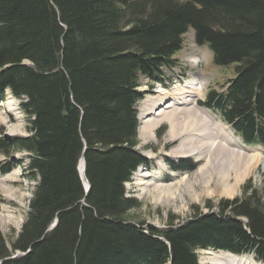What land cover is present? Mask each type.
Wrapping results in <instances>:
<instances>
[{"label": "trees", "instance_id": "1", "mask_svg": "<svg viewBox=\"0 0 264 264\" xmlns=\"http://www.w3.org/2000/svg\"><path fill=\"white\" fill-rule=\"evenodd\" d=\"M189 29L215 66H234L201 106L264 150V0H0V101L19 99L29 127L0 152L26 153L37 179L19 233L0 236V264H198L207 249L264 262L251 188L159 231L126 219L137 202L125 183L151 167L136 150L140 82H164Z\"/></svg>", "mask_w": 264, "mask_h": 264}, {"label": "rangeland", "instance_id": "2", "mask_svg": "<svg viewBox=\"0 0 264 264\" xmlns=\"http://www.w3.org/2000/svg\"><path fill=\"white\" fill-rule=\"evenodd\" d=\"M173 60H175L176 67L172 69H163V84H154L144 78L141 80L140 91L142 92L143 97L142 100L136 104L138 120L141 114L145 115L148 109H150L151 106L149 104L155 99V97H157V90L168 91L174 87L180 88L187 82L194 83L193 77H195L199 79L200 82H198L199 86L197 85L198 93L196 94V91H194V95H196H193V99L199 107L198 103L203 102L205 94L209 90L214 89L215 91H222L228 80L234 75V66L221 68L215 66L212 62L211 52L206 47L198 48L195 45L194 32L191 29H189L183 36V47L174 56ZM19 102V99L16 100L12 97L7 98L6 96L5 101L0 104V141H12L15 138L29 136L28 122L25 114L19 107ZM145 103L149 104L145 106ZM144 106L145 108H143ZM199 108L209 112L208 114L214 116L215 119H217V122H221L217 114L212 113L206 108ZM1 118H4V123H2ZM146 118H149V116ZM140 123L141 122L139 120V125ZM225 126L235 135V139H238L239 142L243 144L240 137H238L237 134H235L234 131L228 127V125ZM12 131H14V134ZM166 132L167 126L164 124L160 125L154 130L152 133V140L149 141L142 140L139 132H137L138 145L136 150H138V152L152 165L151 169L148 170L149 172L154 170L158 173L160 172L164 184L169 185L174 183L177 179H179V177L181 178L186 174L190 176L189 182L191 184H195L193 187L194 190H192L191 195L182 193L181 199L178 196L174 199V201L169 200L170 202H161L160 204H156L154 196H151L150 194L143 198H139V191L134 185V178L138 171H147V169L141 168V170H138L131 177L130 182L126 183L124 187L126 196L137 202V207L127 213V221L143 224V227H152L157 229V231L163 230L168 227L169 224L173 226L178 225L193 217V209L195 208H198L200 213L203 214L210 211L216 212V206L219 202L242 198V188H251L257 193L259 201L264 204V166L261 163H257L256 166L253 167V170L240 182L239 187L232 196H218L217 194L214 195L209 193L208 195L197 199V194L202 190V185L198 182L195 170L200 164L196 163L191 158L169 157L166 152H170L175 144L166 143ZM243 145L254 150L257 154L264 158V150L260 146ZM11 151L12 152L9 154L0 152V178L1 176H4L2 171L11 167L13 168L11 172H16L18 176V184L16 182V184L13 183L12 186L13 192L15 193L13 201L6 200L3 196L4 193L0 192V236L8 243L14 240L16 234L19 233L21 226L25 221L29 201L37 182V179H31V176L26 171V164L28 160L27 154L18 152L15 149ZM80 161L82 160H79V162ZM181 161H185L187 163L189 161V165H192L194 170L190 172L174 171L171 166L179 165ZM77 172L78 175H80L78 169ZM173 174H175V178L171 177ZM82 185L85 190L86 182L83 181ZM163 200L164 199L162 198V201ZM207 204H209V208H207ZM3 209L5 212H3ZM169 217L172 218V223L169 222ZM54 225L55 222L53 227ZM204 252L206 251L198 253L199 261ZM19 255V253H11L12 257H17ZM247 258L252 259L251 256H248ZM255 263L264 264V262L261 261H257Z\"/></svg>", "mask_w": 264, "mask_h": 264}, {"label": "bare ground", "instance_id": "3", "mask_svg": "<svg viewBox=\"0 0 264 264\" xmlns=\"http://www.w3.org/2000/svg\"><path fill=\"white\" fill-rule=\"evenodd\" d=\"M193 80L194 83L187 82L180 88L174 87L168 91L157 90V97L150 104L145 103V106L147 104L151 106L150 109L145 115L139 116L141 123L138 132L142 140L149 141L152 140V133L157 127L166 125V143L175 144L166 154L172 158H191L200 164L195 170L198 182L202 185L197 199L209 193L230 197L257 163L264 166V158L241 144L224 124L217 122L214 116L196 105L193 95L194 91L198 93L197 85L200 80L195 77ZM147 116L149 118H146ZM1 121L4 123V118H1ZM78 164L77 169L84 181L83 162L80 161ZM171 177L176 176L173 174ZM17 178L16 172L1 176L0 192L4 193L6 200H14L15 193L12 186L13 183L16 184ZM189 178L190 176L185 174L174 183L167 185L164 184L160 172L138 171L134 185L138 188L139 198L150 194L154 196L155 203L160 204L169 200L174 201L178 196L181 199L182 193L191 195L195 184H191ZM199 264L256 263L244 255L206 251L202 254Z\"/></svg>", "mask_w": 264, "mask_h": 264}, {"label": "water", "instance_id": "4", "mask_svg": "<svg viewBox=\"0 0 264 264\" xmlns=\"http://www.w3.org/2000/svg\"><path fill=\"white\" fill-rule=\"evenodd\" d=\"M82 162H83V178H84V182H86V189L84 190L85 191V193L88 191V189H89V185H88V183H87V181H86V179H85V177H84V160L82 159ZM79 177H80V179H81V181H82V177L79 175ZM83 182V181H82Z\"/></svg>", "mask_w": 264, "mask_h": 264}]
</instances>
